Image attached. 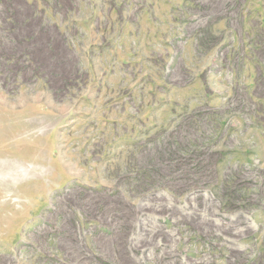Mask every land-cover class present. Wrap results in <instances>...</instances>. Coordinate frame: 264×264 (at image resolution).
<instances>
[{
    "label": "rangeland",
    "instance_id": "1",
    "mask_svg": "<svg viewBox=\"0 0 264 264\" xmlns=\"http://www.w3.org/2000/svg\"><path fill=\"white\" fill-rule=\"evenodd\" d=\"M0 264H264V0H0Z\"/></svg>",
    "mask_w": 264,
    "mask_h": 264
}]
</instances>
